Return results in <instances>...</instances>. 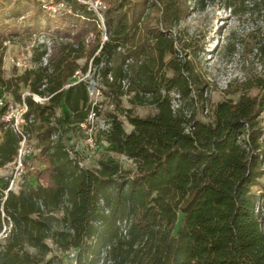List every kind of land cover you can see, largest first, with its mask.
Returning a JSON list of instances; mask_svg holds the SVG:
<instances>
[{"label": "trees", "instance_id": "16d2710c", "mask_svg": "<svg viewBox=\"0 0 264 264\" xmlns=\"http://www.w3.org/2000/svg\"><path fill=\"white\" fill-rule=\"evenodd\" d=\"M90 1L0 0V49L8 40L32 41L42 32L52 41L50 53L45 43L33 50V69L7 81L0 53V87L16 103L23 102L21 84L31 94L25 97L23 130L36 137L45 163L35 173L43 185L10 192L3 204L0 229L3 222L12 227L0 246V264H64L61 256L49 258L54 250L48 240L58 252L74 251L76 264H264V195L254 189L264 177V29L254 47L263 72L246 90L255 94L218 103L213 121L204 123L196 105L207 100L208 83L188 59L189 42L173 34L188 7L178 0H100L108 36L102 42L98 15L84 3ZM213 1L192 4L204 11ZM61 4L65 8L49 9ZM225 4L235 15H264V0ZM237 41L232 35L228 54L243 47ZM82 59L102 66L103 94L133 127L127 133L124 120L111 115L103 132L130 167L82 166L66 144L64 125H83L92 113L99 115L88 83L65 89L80 69L86 72ZM33 95L48 103H36ZM125 95L133 107L156 106V114L135 116L123 107ZM62 105L70 122L57 117ZM6 110L0 113V169L14 162L22 140L4 121Z\"/></svg>", "mask_w": 264, "mask_h": 264}, {"label": "rangeland", "instance_id": "374dc122", "mask_svg": "<svg viewBox=\"0 0 264 264\" xmlns=\"http://www.w3.org/2000/svg\"><path fill=\"white\" fill-rule=\"evenodd\" d=\"M47 1L48 0H43L46 5L48 4ZM52 1L54 0H50V3H52ZM131 1L136 3L141 0ZM90 2L93 7L96 8L94 11L97 13L100 20V16L102 15L99 12L100 9L96 7L100 6V0ZM178 2L185 9L188 7V10H186L187 18L173 30V34H180L184 40L189 42L188 44L191 45V48L186 50L188 59L193 61L195 70L208 83V91L205 94L207 100L199 101L196 105V109L198 119L204 123H209L213 121V111L218 103L227 100L236 102L243 92H248L251 95L255 94V90L253 89L246 90L247 83L263 72L254 47L258 31L264 29V15L258 14L256 11L235 15L225 4V0H214L213 2L207 3L204 11L194 6L192 0H178ZM50 9L53 10L52 8ZM101 9H105L104 4ZM100 30L102 32L101 41L104 42L105 38L103 31L102 29ZM232 35H236L237 42L242 41L243 44V47L240 46L238 52L233 56L225 51V46L229 42V39L231 40ZM92 38L93 36L90 37V39ZM43 43L47 45V51L50 53L52 41L44 32L35 36L32 41L21 42L18 39L6 41L0 49V53L4 55L2 67L4 79L6 81L10 80L13 76L22 75L25 70L33 69L35 67L31 61L33 50ZM19 59L25 61L23 67H18L16 65ZM47 61L48 56L46 55L43 58V65H46ZM78 63L80 68H84L86 63H88L87 70L83 72L80 69L76 73L74 80L83 79L88 83V91L90 83L92 82L94 84L93 87L99 89V94H97V90H95L93 92L94 94L92 96L90 95L93 105L99 109V115L92 113L89 116V121L83 125H64L62 127V134L66 144L69 149L72 150L73 154H77L78 160L81 161L80 163L82 166L98 167L99 163L119 162L125 167H130V161L126 163L127 159L116 152L115 145L109 143L105 139L103 132L108 131L111 127V115H116L124 120L123 126L127 133H130L133 127L128 123L124 114L117 111L112 100L103 94L102 90H104L105 87L102 83V79L99 77L102 66L98 68L92 60L87 61V59H82ZM68 85L69 84L65 85V89L69 88L67 87ZM20 86L22 100L25 101V97L31 94L22 84ZM123 86L126 91L127 83L123 84ZM171 95L173 97V107L177 108L180 104L178 97L175 93ZM33 99L36 103L42 105L48 103V98H41L37 95H33ZM122 101L125 109H133L134 115L141 118L153 116L157 112L156 106L154 105L133 107L130 103V95H125ZM21 105V103L15 102L12 92L0 87V113L2 108L7 107L3 115L5 122L8 116L15 120H21ZM57 117L61 122H70L72 120L69 110L64 105L57 109ZM23 120L25 123L22 125V129L26 124L25 114ZM261 121L262 125H264V113L261 116ZM54 138H56V136H54ZM26 151V162L23 163L22 169L18 174H15L13 162L7 165V169L0 172L2 198L5 196L3 191L6 190L5 188L8 187L9 180L14 177V175H17L20 179V184L18 185L20 188L19 192L27 186L36 187L39 184L43 185V182L39 181L35 175L37 171L45 168L44 160L39 154L40 149L38 148V142L35 136L31 138L27 136ZM254 189L258 191L259 194L261 193V195H264V177L261 179V185ZM0 211H2V204ZM59 216L61 217V214H59ZM181 225L182 215L179 216L175 233L180 230ZM2 226V229H0V246L5 244V239L12 227L11 224L8 225L4 222ZM4 228L7 229L5 233H3ZM47 243L54 250V253L50 254L49 258L56 254L63 257L64 264H76L74 251L61 253L56 251V245L52 240H48ZM30 251L33 250L31 249Z\"/></svg>", "mask_w": 264, "mask_h": 264}, {"label": "built area", "instance_id": "2783aa9c", "mask_svg": "<svg viewBox=\"0 0 264 264\" xmlns=\"http://www.w3.org/2000/svg\"><path fill=\"white\" fill-rule=\"evenodd\" d=\"M84 3L89 5L93 10L96 9L93 7L91 2H84ZM96 7L101 8L102 7L101 3H100V6H96ZM50 8L55 10V7H53V6H51ZM61 8H65L64 5H62V4L59 5L58 9H61ZM64 10H66V9H64ZM100 22H101V24L99 25V28L102 29L103 34H104V38H105L104 40L106 41L107 40V33H106V27H105L104 20H103L102 16H100ZM24 63H25V61L23 59H19L17 61L16 65L18 67H23ZM82 81H84V80L83 79L74 80V82L69 84L67 87H70L71 85L80 83ZM95 90H97L96 93L99 94V92H100L99 89H95L93 86H92V89H90V87H89V94L92 96L94 94L93 92ZM21 104H22L21 109H20L21 120H15L13 118H10L9 116L6 118L7 125L11 129H13L15 133H17L18 135H20L22 137V140L19 144L17 157L15 158V160L13 162L15 174H18V172L21 171L23 163L26 162V158H27V155H26L27 154V151H26L27 135L24 133V130L22 129V125L25 123L23 120V117H24V114L27 113L28 107H27V104L25 103V101H23V103H21ZM7 168H8V166L4 167L3 169H0V172L4 169H7ZM19 180L20 179L17 177V175L16 176L14 175V177H12L9 180L8 187L5 188L6 190L3 191V193L5 194L4 198H2V211L1 212L3 213V217H2L3 219L5 218V214L3 211V204H4L5 200L7 199V196L10 192H12L14 194H17L19 192V189H20L18 186L20 184ZM10 230H11V228H10ZM6 231H7V229L4 228L3 233H5Z\"/></svg>", "mask_w": 264, "mask_h": 264}, {"label": "water", "instance_id": "95a60500", "mask_svg": "<svg viewBox=\"0 0 264 264\" xmlns=\"http://www.w3.org/2000/svg\"><path fill=\"white\" fill-rule=\"evenodd\" d=\"M94 84H93V82L92 83H90V89H92V86H93Z\"/></svg>", "mask_w": 264, "mask_h": 264}]
</instances>
